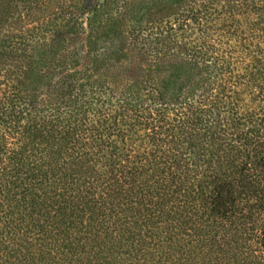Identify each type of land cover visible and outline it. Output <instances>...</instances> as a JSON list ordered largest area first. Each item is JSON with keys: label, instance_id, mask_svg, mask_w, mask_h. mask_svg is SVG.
Listing matches in <instances>:
<instances>
[{"label": "trees", "instance_id": "obj_1", "mask_svg": "<svg viewBox=\"0 0 264 264\" xmlns=\"http://www.w3.org/2000/svg\"><path fill=\"white\" fill-rule=\"evenodd\" d=\"M128 2L0 0V264H264V0L147 5L118 92L82 39Z\"/></svg>", "mask_w": 264, "mask_h": 264}, {"label": "rangeland", "instance_id": "obj_2", "mask_svg": "<svg viewBox=\"0 0 264 264\" xmlns=\"http://www.w3.org/2000/svg\"><path fill=\"white\" fill-rule=\"evenodd\" d=\"M127 8L121 9L120 13L115 17V21L112 23H105L98 31L93 33L92 30L85 32V37L82 39V43L85 46V53L89 54L96 61V74L94 79H100L104 81L106 85L118 89V92L123 90L125 83L129 76L133 73H136L138 70L139 63L137 58L132 51V46L128 41L126 35L127 26L135 24L139 21L141 16L144 14V8L151 3L156 2V0H148L147 3L143 4V7H140L141 0H127ZM218 3H225V0H220ZM214 10L221 11V4H213ZM228 14L223 12L219 16V19L214 17V27L215 28H224L229 21L227 19ZM254 19V15H251ZM241 20H244L241 18ZM193 36V37H192ZM190 38V40L196 39L198 35L195 33ZM216 38V35L213 37ZM223 39V38H222ZM222 39H217V41H224ZM232 44L236 43L235 40L229 39ZM227 42V41H225ZM167 74L157 72L155 76V81L157 85L164 86V83L167 78ZM206 74H203V78L195 76V81H200L199 85L205 83ZM231 88V85L226 88L224 91L228 93ZM195 90V94L198 92H203V88H197L196 85L188 88ZM188 89L185 90V94L188 93ZM231 95V94H229Z\"/></svg>", "mask_w": 264, "mask_h": 264}]
</instances>
